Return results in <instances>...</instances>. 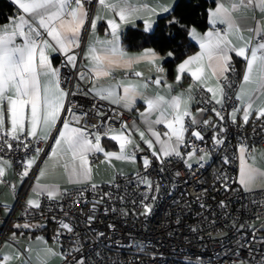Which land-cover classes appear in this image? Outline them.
<instances>
[{"label": "built area", "instance_id": "built-area-1", "mask_svg": "<svg viewBox=\"0 0 264 264\" xmlns=\"http://www.w3.org/2000/svg\"><path fill=\"white\" fill-rule=\"evenodd\" d=\"M96 4L97 0H92L87 5L89 19ZM83 41L84 37L79 47L72 50L77 56L76 68L64 66L65 57L59 52L53 66L60 69L61 87L75 93L65 100V109L72 108V113L80 116V123L73 122V126L86 127L93 134L103 133L129 122L133 114L100 100L90 91L91 74L81 62ZM232 63L235 71L227 74L231 87L225 88L229 98L223 109L211 101L203 88L197 87L193 92L195 104L205 109L198 120L200 123L193 125L203 139L191 135L192 125L186 117L181 157L172 155L164 158L163 164L155 160L149 162L147 169L142 165L127 174L116 173L109 181L95 184V189L92 188L94 183L84 182L65 188L54 199L42 195L38 208L29 207L24 194L50 140L37 143L32 137H21L24 143H30V147L24 149L9 137H0V158L11 164L10 183L14 194V202L0 227V240L5 238L12 222L34 221L48 226V236L62 244L60 264H75L74 257H83L87 264H240V261L260 264L264 259V244L258 241L264 240V232L258 223L252 222L264 219V188L245 191L240 185L238 150L246 147L248 158L254 146L264 148V118L251 116L248 124L233 123L229 118V111L237 106L235 94L241 74L234 60ZM81 73L85 78L81 79ZM213 108L222 111L224 120ZM97 110L103 115H97ZM72 113L62 115L65 120H71ZM83 113L86 115H81ZM205 120L209 123L204 124ZM94 124L97 127H93ZM104 136L107 135L101 137ZM89 138L94 139V135ZM4 139L9 140L12 148L3 143ZM216 139L221 143H216ZM36 147L42 149L38 162L24 176L25 160ZM190 152L194 153L193 161H189ZM203 154H207V159L199 160ZM19 175L24 177V183L18 188L13 182ZM140 177L151 180L153 189L141 183ZM142 201L152 205L148 216L141 215ZM60 221L70 224L73 231L61 228ZM109 224H114L115 228H109ZM101 232L104 235L98 236ZM76 237L83 250L68 255ZM241 244L245 246L240 247Z\"/></svg>", "mask_w": 264, "mask_h": 264}, {"label": "snow or ice", "instance_id": "snow-or-ice-1", "mask_svg": "<svg viewBox=\"0 0 264 264\" xmlns=\"http://www.w3.org/2000/svg\"><path fill=\"white\" fill-rule=\"evenodd\" d=\"M22 10L25 15H19L13 19L11 23L0 25V137H9L10 140L16 141L18 146L24 149L30 147V143H24L21 137H32L34 141H46L53 130H56L58 135L54 138L55 147L52 149V156H68L70 161L63 164L65 173L69 181L75 183H84L91 180L92 169L89 166L88 155L90 153H104L105 159L111 161L117 160H132L133 156L127 152V146L132 145L134 141L131 139V133L125 134L124 131H116L108 128L103 133H89L87 128L74 127L73 122L80 123V116L72 113V108L65 109L66 98L75 93H69L61 87L60 69L53 66L52 60L49 57V51L62 53L65 57L64 66L70 65L76 68L77 56L70 54L73 46L79 47V37L85 23L89 21V11L87 5L92 3V0H13ZM101 8L114 12L120 18L121 22H131L138 12L140 7L132 6L129 0H98ZM241 9L259 10L264 15V0H229V5L221 0L216 7L210 12L209 23L214 27L217 24L225 25L224 31H209L203 36L196 32L193 28L190 30V35L197 40L201 51L189 57L177 67L176 81L182 78V75L187 72L192 80L203 86L207 92L211 93V101L221 105V109L229 98L226 87H231L228 73L235 71L232 60L234 53L235 57H240L245 62V70L242 75L239 85L236 100L242 106V121L243 124H248L250 116L255 112L256 118H264V101L255 106L256 100L264 97V25L258 24L256 28L244 29L237 22L234 13ZM164 12H168L169 8L164 7ZM150 12L156 10L149 9ZM29 17V18H26ZM102 17L99 12L90 21V28L95 32L97 21ZM111 29V39L98 41L100 47L95 45L90 46L87 50L85 58L89 60L92 67L89 71L99 79L102 76H109L113 68L127 67L131 68L133 64L141 61H147L153 65L157 72L165 71L161 64L157 61H163L166 57L161 56L155 50L145 49L138 56H129L120 46V23L115 19L107 21ZM170 24L177 25L180 21L173 18L169 21ZM145 31L152 30V23L145 21ZM184 27V25H180ZM245 31L254 33L253 36L246 37ZM259 36L260 39L256 40ZM20 40L18 43L17 40ZM255 40V43L253 41ZM173 52L168 51L167 57H172ZM136 76H141L142 73L135 72ZM85 78L81 73V79ZM215 78L216 85L208 86V80ZM223 80L227 83L222 84ZM156 85L161 84V79L157 78L152 81ZM123 87V96H118L116 88ZM148 84H117L114 86L93 89L95 96L100 100H109L111 103L123 102L125 107L131 106L138 95H142L139 91L141 88H147ZM171 88V85H168ZM191 91V87L189 88ZM87 95V93H85ZM191 96L185 98L183 95L174 96L171 100L165 97L156 95L153 98H145L147 104V112L141 113L145 124L151 136L155 137V143L160 145L159 152L153 151L152 155L164 163V158L175 155L181 157L180 146L185 144L184 133L187 131L184 120L185 117L191 116V124L197 125L200 122L192 116L188 107ZM201 112L205 109H200ZM216 115L224 120V115L221 110L213 108ZM241 111L233 107L231 112V120L233 123L237 121V113ZM30 112V115L27 113ZM72 113L71 120L61 121V113ZM153 112L158 113L155 120L148 119ZM81 115H86L83 113ZM97 115L103 113L97 110ZM6 118L10 124V128L5 127ZM61 121L62 128L56 129V124ZM208 124L209 121H203ZM164 124L168 132L164 133L167 139H161V134L153 129V125ZM27 125V126H26ZM97 127V125H93ZM127 125H122V128H127ZM220 129H218L219 131ZM226 131V129H223ZM94 135V139L89 137ZM107 135L110 139L119 144V152H106L101 147V136ZM197 139H203L199 131L193 130L191 133ZM139 136L148 145L153 148V141L145 139V132L139 131ZM174 138V142H173ZM4 144L8 148H12V144L8 139H4ZM216 143H221L216 139ZM138 147V146H137ZM36 154L42 151L41 148L34 149ZM246 147L241 146L239 149L240 159V174L239 183L245 191H251L258 178H264V171L255 168L246 162L245 153ZM189 159H192L194 153L188 154ZM37 156L34 155L27 161L24 176L28 175V170L35 164ZM204 156H200L199 160H203ZM227 162V160L225 161ZM144 166L147 169L149 160H144ZM191 167V164L188 165ZM55 167V165H53ZM163 171V169H161ZM47 174V167L40 170L39 176L43 177ZM4 175L3 167H0V177ZM179 175V173H177ZM39 179V178H38ZM140 182L144 183L149 190L153 189L152 181L147 177H140ZM97 186L92 184V188ZM159 186H156L158 191ZM37 196L46 193L49 199H54L59 195L57 185L39 184L37 183L34 189ZM111 196V194H109ZM121 199H123L121 197ZM144 199H148L145 195ZM155 200V197H152ZM96 203H99L97 201ZM143 204V201H142ZM29 207H39L37 199H29L27 201ZM202 207L204 205H201ZM221 207H224L221 202ZM7 210V208H6ZM151 204H143L141 215L148 216L152 213ZM95 211V207L93 208ZM107 211V210H105ZM115 211V209H113ZM94 217H89L93 219ZM235 226V225H234ZM19 228L21 225L17 224ZM24 228H29L30 225L25 223ZM60 227L72 232V226L68 223L60 221ZM109 228L114 229V224H109ZM243 225H241V228ZM195 231V229H193ZM104 234L98 233V236ZM16 234L13 233L12 239H15ZM255 230L253 231V240H255ZM264 244V240L258 241ZM245 245L241 244L240 247ZM83 246L79 238H75V246L70 250L68 255L73 252H82ZM43 257L39 258V264H47V257L56 255L50 248L43 250ZM22 253L16 252V258ZM14 257L10 254H2L3 264H10ZM31 257L25 259L23 264H30ZM75 264H87L83 258L74 257ZM240 264H246L245 261H240ZM264 264V259L260 261Z\"/></svg>", "mask_w": 264, "mask_h": 264}, {"label": "crops", "instance_id": "crops-1", "mask_svg": "<svg viewBox=\"0 0 264 264\" xmlns=\"http://www.w3.org/2000/svg\"><path fill=\"white\" fill-rule=\"evenodd\" d=\"M9 1L15 6L17 10V14L15 16L10 17L4 22H0V25L9 24L11 23L13 19H16L19 15H25L22 12V10L18 8V5H16L13 2V0H9ZM175 1L176 0H129L130 5L140 7L141 11L136 14V17L131 22L124 23L120 21V18L116 16L114 12L101 8L97 0V4L91 14L88 25H87V22L85 23V26L87 25L86 31H85V26H84V28L82 29L80 33V37H79V43L84 37L82 50H81L82 64L89 70L92 67V64L89 60L85 58L88 48L93 45H95L96 47H100V44L98 43V41H104V40L111 39V29L109 28L108 23H107L109 19H115L117 23H120V28H119L120 46L124 49V51L129 56H138L145 49L151 48V47H145L139 50L125 49L122 43V40H121L123 31L128 26L135 25L136 23H139V22L141 23L142 28L145 30L146 20L152 23V28H153L158 17L172 10ZM219 2H221V0H214L212 6L208 9L207 23L209 27L207 29L198 30L195 27L189 28L188 37L191 40V42L194 44V46L183 58L177 60L174 63L170 72L167 71V68L164 65V62L167 59L171 58V57H167L168 50L159 49V48H156V49L151 48V49L158 52L161 56L166 57V59H164L163 61H157V64H161L164 67L165 71L163 73L157 72L155 67L149 64L147 61H141L137 64H133L131 68H127V67L113 68L109 76H102L99 79H97L89 71L91 74V81L89 84V89L93 94H94V91L92 90L94 88L99 89L101 86L108 87V86H114L117 84L126 85L129 83L131 84L147 83L148 87L139 89L142 95H138L134 103L129 107H125L123 102L117 104V103H111L109 100H104L106 102L113 104L117 108L130 111L133 114V118L129 122L122 123L118 128H112V129L116 131H124L126 135L128 133H131V139L134 141V143L132 145L127 146V152L129 155L133 156L134 159L132 160L112 159L111 161H107L105 159L104 153H90L88 155V160H89V166L92 169V177H91V180L88 182H91L94 184L107 182L116 173L127 174V173H130L136 170L140 166L144 165L145 159H148L149 162L157 160V158L153 156L152 153L153 151L159 152L160 145L155 143V137L151 136V133L148 130V126L145 124L144 119L141 116V113L147 112V104H146L145 98H153L156 95H160V96L165 97V99L167 100H171L174 96L183 95L185 98L191 96L192 99L189 101L188 107L192 113V116H195L197 120L201 119L203 112H201L200 107H198L195 104L192 94L197 87H201L205 91L206 89L203 86L199 85L198 83L194 82L192 80V77L187 72H185L182 75L181 80L179 81V83H177L176 81L177 67L180 63H183L189 57L195 56L201 51L198 41L193 39L192 36L189 34L190 30L194 28L196 32L199 33L201 36H203L209 31H213L214 26L209 23L210 12L216 7L217 3ZM223 2L226 4V6L229 5V0H223ZM164 7L169 8V11L164 12L162 10ZM153 8L156 11L150 12L149 9H153ZM97 12H99L102 18L97 21V27H96L95 32H92L90 28V21L91 19L95 17ZM234 16L236 17L237 22L240 24V26L244 29L256 28L258 24L264 25V15H262L259 12V10L253 11L252 9H241L239 12L234 13ZM26 18H29V17L26 16ZM173 18H175L174 15L171 16V20ZM215 26H221L222 28L221 30H216V31H224L226 28V26L222 24H217ZM244 35L248 37V36H253L254 33L245 31ZM259 39L260 37L257 36L256 40H259ZM17 42L18 43L20 42L19 38ZM253 43H255V40L253 41ZM74 48L75 46L72 47L70 54H73L72 50ZM56 53L57 52L49 51V57L52 60V63H54L55 60L57 59ZM231 55L233 56V60L238 59L242 62V71L240 74V79H239V83H238L236 94H235L237 95V91L241 83L242 75L245 70V62L243 61L242 58L235 57L234 53ZM135 72H140L142 73V75L136 76L134 74ZM157 78L161 79L160 85H156L155 83L152 82ZM168 85H171V88H169ZM215 85H216L215 78H210L208 80V86L214 87ZM190 87H191V91H189ZM116 93L118 96H123L124 95L123 87L116 88ZM207 93L211 98V93L209 92ZM262 101H264V97H260V99L256 100V104L254 105V107L259 105ZM236 108L241 109V111L237 113V121L240 123H243L242 106L238 100H237ZM231 112L232 110L229 111L230 119H231ZM27 114L30 115V112ZM62 114L63 113H61V121L65 120ZM157 116H158V113L153 112L149 115L148 119L155 120ZM251 116H256L255 112H253ZM188 118L190 121V125H192L191 124L192 117L189 116ZM61 121L57 122L56 129L62 128ZM122 125H127L128 127L125 129V128H122ZM5 127L10 128V124L8 123L7 118H6ZM153 129L161 134V139H165V140L167 139V137L164 136V133L168 132V129L165 127L164 124L153 125ZM193 130L195 129L193 128V125H192L191 133ZM139 131L145 132V139H150L153 141V148H149L148 145L144 142V140L140 138ZM185 133H184V139H185ZM57 135H58L57 131L53 130L51 135L47 139V140H50L49 146L38 164L37 162H38L39 156L35 152L32 153L25 160L24 165L26 168L27 161L31 159L34 155H36L37 156L36 162L35 164L32 165L31 168H33L36 164L38 165L36 172L34 174V177L31 180L24 194V200L26 204L29 199H37L39 201L42 195H47L46 193H43L39 196L35 194L34 189L36 188L37 183L57 185L59 194L62 192V190H64L65 188L71 185L80 184V183L69 181L68 176L64 171L63 164L66 161H70L71 159L70 155L68 156L58 155L57 157L52 156V149L55 147L54 138L57 137ZM46 141H43V142H46ZM173 142H174V138H173ZM101 147L106 152H117V153L119 152V144L116 141L110 139L109 136L101 137ZM180 151L181 153L183 152V145L180 146ZM93 156H94V159L91 160V157ZM239 156H240V153L238 150V158ZM189 161H193V160L189 159ZM246 162L250 165H253L257 169L264 171V148H262L261 146H254L250 151L249 157L246 158ZM53 165H55V167H53ZM0 167H3L4 169V175L0 177V227H1L3 218L8 214L10 207L14 202V194L12 190V185L10 183L12 179V175H13L10 162L5 158H0ZM45 167H47V174L43 177H40L39 176L40 170L44 169ZM239 174H240V159H239V168H238V182H239ZM13 183L18 188L21 187L24 183V177L20 175L16 176ZM257 188H264V178L257 179L252 189H257ZM25 223L29 224L30 227L29 228L22 227V225H24ZM17 224L21 225V227L19 228L15 227V225ZM258 224H259V229L264 232V220L262 219V221L259 222ZM44 227H41L40 223H37L34 221H28V222L14 221L12 222L5 233V238L0 240V256H2V254L12 255L14 258L10 261V264H23L24 260L28 259L30 256L31 257L30 264H39V258L43 257L44 255L43 250L45 248H50L52 249L53 252L57 254L48 256L47 264H60L61 262L60 250H61L62 244L58 241L51 239L48 235H46L45 233L39 230ZM13 233L16 234L15 239L11 238L13 236ZM17 251L22 253V255L18 258H16L15 256ZM0 264H3L2 259H0Z\"/></svg>", "mask_w": 264, "mask_h": 264}, {"label": "trees", "instance_id": "trees-1", "mask_svg": "<svg viewBox=\"0 0 264 264\" xmlns=\"http://www.w3.org/2000/svg\"><path fill=\"white\" fill-rule=\"evenodd\" d=\"M214 0H176L168 13L158 17L151 31H145L141 23L128 26L122 33L121 40L127 50H139L145 47L168 50L174 55L164 62L167 71H171L174 63L183 58L194 46L188 37L190 27L205 30L207 12ZM17 14L15 6L9 0H0V22H4ZM180 21V24H170L171 16ZM180 25H184L181 27ZM235 64L241 73L242 62L235 59ZM48 235L49 228L39 229Z\"/></svg>", "mask_w": 264, "mask_h": 264}, {"label": "rangeland", "instance_id": "rangeland-1", "mask_svg": "<svg viewBox=\"0 0 264 264\" xmlns=\"http://www.w3.org/2000/svg\"><path fill=\"white\" fill-rule=\"evenodd\" d=\"M202 156H204V159L206 160L207 159V154H203ZM264 220V219H263ZM262 219H259V220H256V221H253L252 224H256V223H259L261 222ZM25 222H28V221H25ZM263 223V222H262Z\"/></svg>", "mask_w": 264, "mask_h": 264}, {"label": "water", "instance_id": "water-1", "mask_svg": "<svg viewBox=\"0 0 264 264\" xmlns=\"http://www.w3.org/2000/svg\"><path fill=\"white\" fill-rule=\"evenodd\" d=\"M45 226V224L43 223V224H41V227H44Z\"/></svg>", "mask_w": 264, "mask_h": 264}]
</instances>
